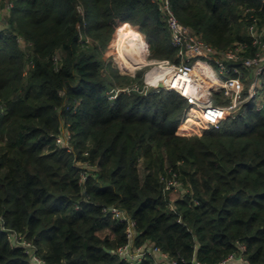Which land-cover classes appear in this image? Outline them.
I'll list each match as a JSON object with an SVG mask.
<instances>
[{
	"label": "trees",
	"instance_id": "16d2710c",
	"mask_svg": "<svg viewBox=\"0 0 264 264\" xmlns=\"http://www.w3.org/2000/svg\"><path fill=\"white\" fill-rule=\"evenodd\" d=\"M172 3L218 48L250 42L252 18L264 24L263 0ZM134 27L152 57L178 61L152 0H15L0 32V215L48 264H127L117 253L125 225L102 211L111 205L136 219L139 243L179 264H218L240 245L250 264H264V111L247 104L242 117L189 136L178 131L188 105L175 91L112 100L111 90L144 80L106 56ZM67 124L70 150L56 144ZM193 126L185 119L183 129ZM80 160L95 167L84 184ZM173 173L181 187L165 190L162 176ZM0 264H31L1 229Z\"/></svg>",
	"mask_w": 264,
	"mask_h": 264
},
{
	"label": "built area",
	"instance_id": "2783aa9c",
	"mask_svg": "<svg viewBox=\"0 0 264 264\" xmlns=\"http://www.w3.org/2000/svg\"><path fill=\"white\" fill-rule=\"evenodd\" d=\"M152 1L158 5L163 15L172 46L178 49V61L160 59L146 63V66L152 64V67L144 74L143 83L133 81L129 86L111 90L109 96L112 100H116L123 92L148 95L161 90L175 91L187 102L188 112L185 118L191 110L197 112L196 120L201 133L210 128L219 129L229 118L242 117L247 104H252L257 111H264V24L261 25L257 18H252L248 28L250 42L235 41L227 48H218L178 19L172 0ZM14 4L15 0H0V13L3 11L8 16ZM253 10L247 8L245 12ZM5 28L4 24H0V32ZM19 42L26 45L22 38H19ZM55 60L58 58L55 57ZM142 64L144 63L137 64V68H141ZM135 70L136 68L125 75L136 79ZM72 141L73 134L67 124L56 136V144L70 150L73 148ZM77 164L82 169L80 183L84 184L95 167L88 160H80ZM162 181L165 190H177L181 187L175 173L170 177L162 176ZM171 209L176 210L174 204ZM102 211L107 218L125 225L126 242L117 250L121 260L127 264H144L146 260L152 261V264H179L177 259L155 242L139 243L137 221L125 209L111 205L103 207ZM0 229L5 232L11 247L23 249L31 264H48L40 254L37 243L28 238L26 233L8 227L3 215H0ZM240 250L241 254H230L218 264H231L238 258L245 264H250L244 255L246 246L240 245ZM191 264L205 263L195 257Z\"/></svg>",
	"mask_w": 264,
	"mask_h": 264
},
{
	"label": "rangeland",
	"instance_id": "374dc122",
	"mask_svg": "<svg viewBox=\"0 0 264 264\" xmlns=\"http://www.w3.org/2000/svg\"><path fill=\"white\" fill-rule=\"evenodd\" d=\"M3 7V6H2ZM1 11V10H0ZM7 18L8 16L6 15V13H0V24H4L6 26L7 24ZM133 31H127V33L129 34V39L127 37V44L125 46V48L122 46L119 49V43L120 40L119 38H117V40L115 42L112 43V46L107 50L106 52V56L109 57L111 56L113 62L115 63L116 67L119 68V70L121 71V73L123 75L125 74H130V71H133L136 68V72L137 74L140 72H144V74H146L150 69H151V65L152 64H147L146 63H150L153 60H160L163 58H154L152 57V52L149 48V46H146V40H145V34H143L138 28H133ZM137 35L139 36L140 40L135 38L132 39L131 36ZM123 35V34H122ZM122 35L120 36V39L122 37ZM137 39V41H135ZM119 41V43H118ZM24 44V43H22ZM149 48V49H148ZM110 58V59H111ZM127 62V66H125ZM140 63H144L142 64L141 68H137V64ZM126 67V68H122V67ZM129 86V85H127ZM197 118L195 117V115H189L187 116L186 120L188 122H195L196 125H199L198 121L196 120ZM182 126H180L179 133L183 134V135H202L203 133L199 132L200 129L195 128L196 126H193L191 128H188L186 130H183L181 128ZM140 170L142 175L144 176L146 174V170L144 168V165L141 163L140 164Z\"/></svg>",
	"mask_w": 264,
	"mask_h": 264
},
{
	"label": "bare ground",
	"instance_id": "6f19581e",
	"mask_svg": "<svg viewBox=\"0 0 264 264\" xmlns=\"http://www.w3.org/2000/svg\"><path fill=\"white\" fill-rule=\"evenodd\" d=\"M128 37V36H127ZM127 37H125V39H124V41H123V44H122V46L125 48V46H126V44H127ZM128 39H129V37H128ZM127 66V65H126ZM151 74H153V71L152 72H150V76H151ZM193 113H194V115H195V117H197L198 116V114H197V112L196 111H192ZM195 128H198V129H200V125H197ZM201 130V129H200Z\"/></svg>",
	"mask_w": 264,
	"mask_h": 264
},
{
	"label": "crops",
	"instance_id": "0c3cea01",
	"mask_svg": "<svg viewBox=\"0 0 264 264\" xmlns=\"http://www.w3.org/2000/svg\"><path fill=\"white\" fill-rule=\"evenodd\" d=\"M3 12V11H2ZM1 12V13H2ZM4 13V12H3ZM187 118V117H186ZM185 118V119H186ZM185 119L182 121V123H181V125L180 126H182L181 128L183 129V124H184V122H185ZM183 130H186V129H183ZM231 264H245L240 258H238V259H235L234 261H232L231 262Z\"/></svg>",
	"mask_w": 264,
	"mask_h": 264
}]
</instances>
